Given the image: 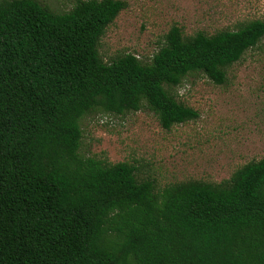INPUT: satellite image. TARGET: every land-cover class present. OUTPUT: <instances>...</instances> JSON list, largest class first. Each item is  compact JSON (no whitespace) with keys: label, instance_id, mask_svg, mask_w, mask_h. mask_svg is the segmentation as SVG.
Returning <instances> with one entry per match:
<instances>
[{"label":"trees","instance_id":"trees-1","mask_svg":"<svg viewBox=\"0 0 264 264\" xmlns=\"http://www.w3.org/2000/svg\"><path fill=\"white\" fill-rule=\"evenodd\" d=\"M127 6L0 0V264H264V158L218 184L157 191L128 162L80 154V120L95 110L146 106L165 130L196 120L166 87L195 72L224 84L264 21L191 36L173 25L151 63H107L101 38Z\"/></svg>","mask_w":264,"mask_h":264},{"label":"rangeland","instance_id":"rangeland-1","mask_svg":"<svg viewBox=\"0 0 264 264\" xmlns=\"http://www.w3.org/2000/svg\"><path fill=\"white\" fill-rule=\"evenodd\" d=\"M36 1L66 13L78 0ZM123 1L127 8L100 41L99 52L107 63L126 54L151 63L173 25L191 36L264 21V0ZM166 88L199 117L165 130L146 106L123 115L95 110L80 120V154L109 164L128 162L136 166L137 179L154 181L157 191L189 180L218 184L264 158V38L227 69L224 84L195 72L179 86Z\"/></svg>","mask_w":264,"mask_h":264}]
</instances>
